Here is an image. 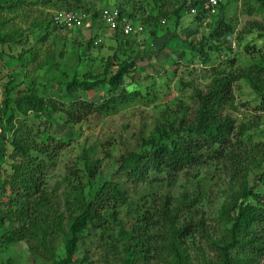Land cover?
<instances>
[{
	"label": "rangeland",
	"instance_id": "obj_1",
	"mask_svg": "<svg viewBox=\"0 0 264 264\" xmlns=\"http://www.w3.org/2000/svg\"><path fill=\"white\" fill-rule=\"evenodd\" d=\"M75 1H0V148L5 154L0 163L1 175L9 170L10 163L14 168L24 164L13 155L11 141L19 138L22 145L30 148L28 155L32 153L38 158H44L39 153L44 146L50 153V146L55 148L57 144L47 138L63 141L61 149L54 150L55 160L46 166L43 178L48 204L31 218L38 222L42 216L59 225L52 230L48 243L53 257L47 247L37 246L28 235L9 246L7 257L11 264H53L55 258L63 257L70 216L79 212L67 196L68 183L85 185L86 190L83 161H97L91 182L116 183L125 192V202L114 210V223L104 222L97 228L88 225L80 232L69 264H119L121 252L117 250L114 256L111 253L119 229L144 232L149 239V255L153 257L146 264H221L222 254L216 247L231 240L230 218L240 201L239 191L253 190L264 207V180L260 183L254 177L264 166V149L246 153L250 165L243 168L248 172L246 176L244 171L240 172L244 176L241 183H231L228 171L216 160L204 162L199 168H183L167 178L145 169L144 178L132 181L119 170V160L145 149L155 129L174 124L177 117L189 118L198 97L210 90L212 79L219 75L233 77V98L216 113L234 128L227 148L234 152L247 150L248 144L235 142L247 135L253 137V142L261 143L257 138L264 137V113L251 100L264 95V7L255 0H227L223 19L214 34L213 25L199 27L190 21L186 10L179 12L181 17L176 22L173 11L181 0H79L80 9L72 7ZM69 11L84 22L55 29L51 24L53 14ZM113 12L118 14V26L130 16L139 28L143 27L135 34V40L129 36L126 44L116 31H108L103 15ZM156 13L166 17L164 24H153L154 18H158ZM168 36L178 43L174 50L165 45ZM171 59L175 64L170 65ZM131 61L136 70L125 76L121 84L123 103L106 116L89 117L71 125L62 112L52 113L48 119L47 115H36L16 103L27 88L31 89V81L46 83V88L35 87L36 91H44L63 107L71 98L96 101L98 95L92 93L67 94L62 87H56L55 78L70 79L75 73L79 78L88 74L101 80L107 76L105 68L113 73L121 63ZM151 68L162 76L166 69L169 75L157 95L149 89L151 84L155 85V79L150 77ZM243 72H248L249 79L242 77ZM131 80L134 82L128 84ZM101 89L97 87L96 91ZM167 199L171 203L169 215H175L174 219L166 218ZM142 215H151L155 224L141 222ZM11 218L5 226L27 229L17 214ZM183 218L198 224L199 229L180 241L174 230ZM172 244L176 251L170 250ZM244 252L238 247L227 248L232 264H264V256L257 259Z\"/></svg>",
	"mask_w": 264,
	"mask_h": 264
},
{
	"label": "trees",
	"instance_id": "obj_2",
	"mask_svg": "<svg viewBox=\"0 0 264 264\" xmlns=\"http://www.w3.org/2000/svg\"><path fill=\"white\" fill-rule=\"evenodd\" d=\"M49 1L53 0H41L43 4L49 3ZM204 1L181 0L178 7L173 11L176 22L181 17L179 12L183 10H186L187 14H189L190 8H194L197 15L203 13ZM255 1L264 7V0ZM2 2H7V0H2ZM79 2V0H76L72 7L80 9ZM226 3L227 1L217 7L215 15L211 17L209 23L206 25H202L201 18L198 16H191L189 14L190 21L195 22L199 27L200 25L205 27L213 25V33L216 34L218 24L223 19ZM62 4H65V2H62ZM158 9L161 10L159 7ZM156 15L158 18L155 17ZM156 15L154 16L155 22L153 23L155 26L166 22V17L163 14H161L163 17L158 13ZM93 17L95 18L96 14ZM126 18L132 27L139 28V24L130 20V16H126ZM176 25L178 23H175ZM140 28L143 30L141 25ZM110 33L112 34V32ZM131 36L130 39L135 40L136 36ZM173 39L175 38L168 36L166 39L168 41L165 42L167 48L169 45L173 46L172 50L178 44ZM128 41L126 39L124 42L127 44ZM227 50H229L228 46ZM140 60L138 59V61ZM169 63L170 65L175 64V61L171 59ZM157 66L159 68L161 64ZM135 68L136 65L132 61L121 63L113 73H109L110 69L105 68L107 76L101 80H97L88 74L79 78L75 73L70 79H65L63 76L55 78L54 83L56 87H62L67 94L76 91L84 94L92 93L98 95L99 99L96 101L86 98H71L67 105L63 107L62 104L57 105V102L52 97L46 95L44 91H36L35 87H40V89L46 88V83L41 84L31 81V89L27 88V92L19 96L16 103H20L36 115H47L48 119L50 118V114L62 112L68 124H79L89 117H101L114 113L118 106L123 103V99L120 96L122 91L121 84H123L125 76L132 75L135 72ZM154 69L151 68L152 76L150 77L155 79L153 82L155 85L151 84L149 89L150 92L157 95L160 90H163L164 81H166L169 75H167L166 69H163V73L165 72L163 76L160 74V71ZM247 73L244 74L243 72L242 77L249 79ZM218 77V79H212L213 83L210 90L205 95H199L201 97H198L197 106L189 118L177 117L174 124L170 123L167 127L161 126L155 129L154 134L148 139L145 149L141 152L126 154L125 157L120 158L119 170L124 171L123 173L132 181L144 178L145 169H152L155 173L159 174L162 173L167 178L171 173H177L183 168H199L204 162L216 160L221 162L224 170L228 171L231 183H241L244 176L240 172H243L250 165V162L246 160V153L250 150L253 152L254 150H259V148L264 149V137L258 136L257 141H261L260 144L253 142V137L249 135L245 136L244 139H236L235 142L237 144H248L247 150L245 148L243 150L238 149L240 153L233 150L230 151L227 148L230 145L229 139L234 128H232L228 121L221 119L217 115V111L220 110L222 105L227 104L233 98V77H229V75H219ZM133 82L131 80L128 84H132ZM97 87L102 89L96 91ZM149 95L148 91L147 96ZM251 101L253 106L257 105L258 110L264 113L263 94L257 95ZM238 134L240 133L238 132ZM46 140L51 141V143L55 141L57 144L55 148L50 146V153L46 151L47 145L40 150V157H44L45 159L34 157L32 153L28 155L30 148L22 145L19 138L10 142L13 155L18 156L21 159L19 161H23L24 164L21 166L18 164L14 168L13 163H10L9 170L4 175H1L0 172V261L2 264H11L10 259L7 257L9 246L23 240L26 235L33 237L38 244L37 246L43 245L44 248L47 247V252L53 257L48 243L51 241V236L54 233L52 230L57 229L59 225L48 222L47 218L42 216H40L38 222L31 219L34 215L40 213V208L48 204V199L43 190V178L47 169L46 166H50L51 162L55 160L54 150L59 151L61 145H63V141L60 139L55 140L51 137ZM4 155V152L0 148V163ZM97 163V161L90 163L83 161L84 175L87 180L86 190L85 185L81 187L79 183H68L69 193L67 196L73 199L72 204L78 206L79 212L74 217L70 216V221L67 225L68 235L64 244V255L63 257L55 258L56 260L53 261V264H69L75 254L76 242L80 232L88 225L97 228L101 227L104 222L114 223V210L125 202V192L116 183L106 181H102L101 183L91 182L95 175L93 167ZM260 169V173L254 177L262 183L264 180V166ZM245 171L244 174L246 176L248 172ZM72 174L76 175L75 173ZM6 176H9L7 181H5ZM239 197L240 201L234 207L235 209H232L233 212L230 218L229 231H231V240L222 246L216 247L220 252L219 255L222 254L221 264H232L233 262V258L227 256V248L229 247H238L240 252L245 251L244 253H249L257 259L264 256V207L261 206L259 197L251 189H241ZM167 204H169L167 216L165 214L161 216L165 215L166 218H169L171 204L169 199H167ZM10 208H13V210H10ZM174 210H177V208L175 207ZM230 211L231 209H228L227 213ZM14 214L18 215L20 221L25 222L27 229H23L22 227L13 229L9 225L5 226V223L9 222ZM151 217V215H142L140 221L150 226L154 225V220L152 221ZM171 218L174 219L175 215H172ZM185 220L187 219L183 218V223L181 222L180 227L174 230V234L180 241L193 236V233L199 229L198 224ZM143 233L139 229L132 231L119 229L117 237L114 239L115 246L114 248L111 247L113 256L116 255L117 250L122 254L118 259L119 264H146L148 260L153 258L149 255V239L144 237ZM47 239L48 241L46 242ZM170 250H177L175 244L170 245Z\"/></svg>",
	"mask_w": 264,
	"mask_h": 264
},
{
	"label": "built area",
	"instance_id": "obj_3",
	"mask_svg": "<svg viewBox=\"0 0 264 264\" xmlns=\"http://www.w3.org/2000/svg\"><path fill=\"white\" fill-rule=\"evenodd\" d=\"M227 0H205L204 1V12L197 15V12L194 8H190L189 14L191 16H198L201 18L202 25H206L209 23V20L212 16L215 15L216 9L219 5L225 3ZM118 14L113 12L110 15H103V24L107 26L110 32H118L121 38H124V41L131 35H135L140 31V28L132 27L128 21L125 19L121 21L118 26L116 23V18ZM51 24L57 29H63L64 27H68L69 25H81L82 20L78 14H75L73 11L69 12H56L53 14L51 18Z\"/></svg>",
	"mask_w": 264,
	"mask_h": 264
},
{
	"label": "crops",
	"instance_id": "obj_4",
	"mask_svg": "<svg viewBox=\"0 0 264 264\" xmlns=\"http://www.w3.org/2000/svg\"><path fill=\"white\" fill-rule=\"evenodd\" d=\"M110 32V30H108Z\"/></svg>",
	"mask_w": 264,
	"mask_h": 264
}]
</instances>
